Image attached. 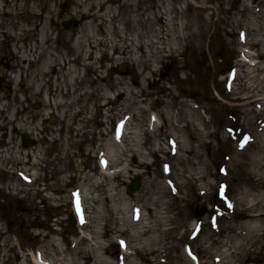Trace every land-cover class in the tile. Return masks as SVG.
<instances>
[{
    "label": "rangeland",
    "instance_id": "1",
    "mask_svg": "<svg viewBox=\"0 0 264 264\" xmlns=\"http://www.w3.org/2000/svg\"><path fill=\"white\" fill-rule=\"evenodd\" d=\"M142 1L0 0V264H264V0Z\"/></svg>",
    "mask_w": 264,
    "mask_h": 264
},
{
    "label": "trees",
    "instance_id": "2",
    "mask_svg": "<svg viewBox=\"0 0 264 264\" xmlns=\"http://www.w3.org/2000/svg\"><path fill=\"white\" fill-rule=\"evenodd\" d=\"M8 201V202H7ZM2 208L5 212L14 214L17 211L18 203L16 201L10 200V199H3L2 200ZM5 221L12 224V222L17 221L16 219L13 218V215H7L5 217Z\"/></svg>",
    "mask_w": 264,
    "mask_h": 264
},
{
    "label": "flooded vegetation",
    "instance_id": "3",
    "mask_svg": "<svg viewBox=\"0 0 264 264\" xmlns=\"http://www.w3.org/2000/svg\"><path fill=\"white\" fill-rule=\"evenodd\" d=\"M148 1L149 0H143L142 2H144L147 6H149ZM177 2H178V0H177ZM83 22H85V19L82 16L80 17L79 21H76V16H73V17L69 16L68 19L64 22V25H63L62 29H65V30H68V31L69 30L75 31L76 28L79 26V24L83 23Z\"/></svg>",
    "mask_w": 264,
    "mask_h": 264
},
{
    "label": "water",
    "instance_id": "4",
    "mask_svg": "<svg viewBox=\"0 0 264 264\" xmlns=\"http://www.w3.org/2000/svg\"><path fill=\"white\" fill-rule=\"evenodd\" d=\"M78 18V17H77ZM2 71H3V68L2 67H0V73H2Z\"/></svg>",
    "mask_w": 264,
    "mask_h": 264
},
{
    "label": "snow or ice",
    "instance_id": "5",
    "mask_svg": "<svg viewBox=\"0 0 264 264\" xmlns=\"http://www.w3.org/2000/svg\"><path fill=\"white\" fill-rule=\"evenodd\" d=\"M245 139H247V138H245ZM243 145H241V147H242ZM229 207H231V205H229Z\"/></svg>",
    "mask_w": 264,
    "mask_h": 264
}]
</instances>
